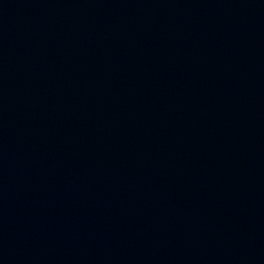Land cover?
Returning a JSON list of instances; mask_svg holds the SVG:
<instances>
[{
  "label": "water",
  "instance_id": "1",
  "mask_svg": "<svg viewBox=\"0 0 264 264\" xmlns=\"http://www.w3.org/2000/svg\"><path fill=\"white\" fill-rule=\"evenodd\" d=\"M145 264H264V0H70Z\"/></svg>",
  "mask_w": 264,
  "mask_h": 264
}]
</instances>
